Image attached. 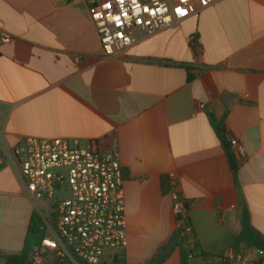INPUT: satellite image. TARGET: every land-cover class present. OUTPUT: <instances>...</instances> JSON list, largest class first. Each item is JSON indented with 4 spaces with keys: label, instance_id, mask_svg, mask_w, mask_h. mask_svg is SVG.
Listing matches in <instances>:
<instances>
[{
    "label": "crops",
    "instance_id": "obj_1",
    "mask_svg": "<svg viewBox=\"0 0 264 264\" xmlns=\"http://www.w3.org/2000/svg\"><path fill=\"white\" fill-rule=\"evenodd\" d=\"M0 34L1 256L22 251L37 209L13 148L66 138L119 152L128 240L115 258L148 264L171 246L174 174L204 255L192 264H264L240 241L244 215L264 240V0H214L119 59L102 57L85 0H0ZM163 264H181L179 248Z\"/></svg>",
    "mask_w": 264,
    "mask_h": 264
},
{
    "label": "built area",
    "instance_id": "obj_2",
    "mask_svg": "<svg viewBox=\"0 0 264 264\" xmlns=\"http://www.w3.org/2000/svg\"><path fill=\"white\" fill-rule=\"evenodd\" d=\"M85 1L104 59L122 58L142 37L180 24L214 2ZM10 41L11 36L0 34V47ZM226 142L234 159L247 158L246 149L237 138L226 135ZM12 152L19 160L25 194L45 223V236L34 248L28 264H109L115 259V251L126 248L124 176L118 150L102 152L93 143L66 138H26ZM6 158V154H0V169ZM169 178L177 228L184 229L183 235L193 237V228L186 223L189 207L178 190V178L174 174H169ZM39 202L51 203L50 217L43 215ZM189 243L192 248L194 239ZM226 257L240 264H252L242 254Z\"/></svg>",
    "mask_w": 264,
    "mask_h": 264
},
{
    "label": "trees",
    "instance_id": "obj_3",
    "mask_svg": "<svg viewBox=\"0 0 264 264\" xmlns=\"http://www.w3.org/2000/svg\"><path fill=\"white\" fill-rule=\"evenodd\" d=\"M223 144L225 148L228 149V144L225 140H223ZM186 223L187 225L192 226L189 217L186 219ZM182 231H184V229L177 228V236H175L171 246L148 264H163L177 248L180 250L181 264H192L194 259L203 258L204 255L199 251L198 242L194 235L193 237L183 235ZM44 236L45 223L36 209L32 213L22 251L15 255H0V258L6 260L5 264H28L34 248L40 244ZM191 238L194 239L192 248L189 243ZM240 241L245 242L250 247L256 248L260 252H264V240L258 239L251 231L246 215H244V230L241 234ZM190 255L193 257L190 258ZM115 264H126V262L124 259H121L120 256H117L115 258Z\"/></svg>",
    "mask_w": 264,
    "mask_h": 264
},
{
    "label": "rangeland",
    "instance_id": "obj_4",
    "mask_svg": "<svg viewBox=\"0 0 264 264\" xmlns=\"http://www.w3.org/2000/svg\"><path fill=\"white\" fill-rule=\"evenodd\" d=\"M38 205L40 206L43 215L47 218L50 217V214H51L50 213V205H51V203L40 202V203H38ZM13 255H15V254H13ZM7 256H9V255H7ZM5 261H6L5 259L0 258V264H5Z\"/></svg>",
    "mask_w": 264,
    "mask_h": 264
},
{
    "label": "water",
    "instance_id": "obj_5",
    "mask_svg": "<svg viewBox=\"0 0 264 264\" xmlns=\"http://www.w3.org/2000/svg\"><path fill=\"white\" fill-rule=\"evenodd\" d=\"M231 162H232V166H233V168H236V165H235V163H234V161H233L232 158H231Z\"/></svg>",
    "mask_w": 264,
    "mask_h": 264
}]
</instances>
